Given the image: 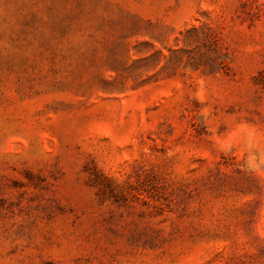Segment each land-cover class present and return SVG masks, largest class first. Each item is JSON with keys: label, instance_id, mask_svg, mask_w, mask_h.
<instances>
[{"label": "rangeland", "instance_id": "rangeland-1", "mask_svg": "<svg viewBox=\"0 0 264 264\" xmlns=\"http://www.w3.org/2000/svg\"><path fill=\"white\" fill-rule=\"evenodd\" d=\"M0 264H264V0H0Z\"/></svg>", "mask_w": 264, "mask_h": 264}]
</instances>
